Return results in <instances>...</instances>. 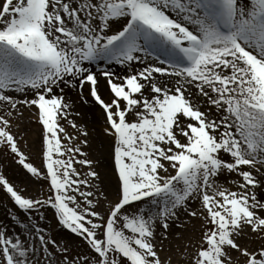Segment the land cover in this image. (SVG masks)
Here are the masks:
<instances>
[{"label": "snow or ice", "instance_id": "1", "mask_svg": "<svg viewBox=\"0 0 264 264\" xmlns=\"http://www.w3.org/2000/svg\"><path fill=\"white\" fill-rule=\"evenodd\" d=\"M0 209V264H264V0H0Z\"/></svg>", "mask_w": 264, "mask_h": 264}, {"label": "rangeland", "instance_id": "2", "mask_svg": "<svg viewBox=\"0 0 264 264\" xmlns=\"http://www.w3.org/2000/svg\"><path fill=\"white\" fill-rule=\"evenodd\" d=\"M72 101L74 102V100L72 99ZM83 105V104H82ZM83 106H85V105H83ZM90 107H93V106H91V105H89ZM94 108V111H96L97 113H98V115H99V109L97 108V107H93ZM100 117V116H99ZM76 119H77V122L78 123H80L79 122V118L78 117H76ZM102 123V121L100 120V123H99V125H98V130L95 132H93L90 128V132L92 133V136H93V149L95 150V149H100V150H103L104 148H105V145H104V143H102V141H101V138L99 137V135H98V132H99V128H100V124ZM80 124H83V123H80ZM35 125L33 124V125H31L30 126V131H29V134H28V136H29V145L30 146H32L33 145V137H34V129H35ZM68 131L70 132V133H72V134H75V130H73V129H71V127L70 126H68ZM96 133V134H95ZM96 154H99L98 152L96 153ZM107 163V162H106ZM19 182V181H18ZM35 185H33V186H30V191H34L35 190ZM50 215V214H49ZM3 218V210L2 209H0V219H2ZM55 235H56V237L58 238V239H68V237L65 235V233L62 231V230H60V229H56V232H55ZM74 243H76V244H79V241H74ZM184 244V241L183 240H173L172 241V247H173V252H175V246L176 245H183Z\"/></svg>", "mask_w": 264, "mask_h": 264}, {"label": "bare ground", "instance_id": "3", "mask_svg": "<svg viewBox=\"0 0 264 264\" xmlns=\"http://www.w3.org/2000/svg\"><path fill=\"white\" fill-rule=\"evenodd\" d=\"M69 97L74 100L75 110L80 113L79 122L87 124L89 128L94 132L98 130V125L100 123V117L93 107L89 105L83 106L75 93L69 92ZM96 134V133H95Z\"/></svg>", "mask_w": 264, "mask_h": 264}]
</instances>
